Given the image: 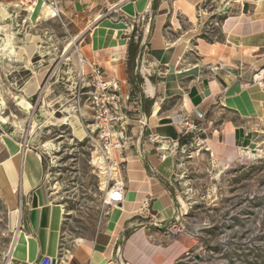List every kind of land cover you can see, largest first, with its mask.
Instances as JSON below:
<instances>
[{
  "label": "crops",
  "instance_id": "1",
  "mask_svg": "<svg viewBox=\"0 0 264 264\" xmlns=\"http://www.w3.org/2000/svg\"><path fill=\"white\" fill-rule=\"evenodd\" d=\"M204 1L58 0L66 20L78 31H88L80 50L84 73L90 72L89 63L93 62L105 79L119 80L122 92L130 95L134 110L130 114L146 117L148 126L140 128L133 118L124 153L115 152L124 161V200L110 209L91 240L77 243L68 254L61 253L63 208L52 199L41 154L31 149L32 154L28 150L19 153L16 144L20 148V143L13 136H9L10 146L0 137V164L20 154L16 158V199L18 206L21 198L27 203L12 230L7 200L0 195V241L9 246L2 250L3 258L11 248L12 264H171L186 248L177 243L162 248L150 237L177 209L175 184L183 166L177 151L167 147L171 140L184 145L186 137L181 136L173 118L195 119L199 110L205 122L213 120L218 129L211 134L209 145L210 149L219 148L221 159H232L240 146H252L256 132L246 129L264 121V92L252 86L253 74L264 66V0H224L232 14L221 24L222 40L194 33L201 28L197 11ZM15 2L20 0H2L8 10L18 5ZM135 19L140 22L133 24ZM131 41L137 46V74L133 75L128 69ZM32 50L35 45L29 46V57ZM38 57H32L29 71L16 83L17 87L24 85L25 92L33 86V93L39 78L47 74L50 64L44 66L43 62L49 57L36 60ZM142 58L146 61L141 72ZM39 66L45 70L34 75ZM173 151L167 169L165 160ZM26 162H33L38 172L37 181L30 186H26L32 179L29 173L25 175Z\"/></svg>",
  "mask_w": 264,
  "mask_h": 264
},
{
  "label": "rangeland",
  "instance_id": "2",
  "mask_svg": "<svg viewBox=\"0 0 264 264\" xmlns=\"http://www.w3.org/2000/svg\"><path fill=\"white\" fill-rule=\"evenodd\" d=\"M226 8L224 0L204 1L197 11L201 28L194 33L222 40L221 24L232 14L229 6ZM2 9L0 38L12 35V44L6 52L0 47V115L6 118L5 123L0 119V137L13 136L18 143L29 140L35 147L31 150L41 154L52 199L64 209L61 253L68 254L77 243L94 237L112 208L103 203L104 179L90 163L91 147L83 128L74 121L69 124L60 113L51 117L52 110L69 98L70 71L79 67L88 31H78L61 13L46 20L39 8L35 14L18 7ZM139 22L133 20V24ZM2 43L0 40V46ZM30 45H35V53L46 52L44 59H49L43 64L50 65L46 76L39 78L37 89L27 94L24 85L17 87L16 83L31 67ZM40 70L39 66L36 73ZM48 77L56 84L39 97ZM22 97L35 107V113L19 104ZM46 112L48 118H44ZM253 125L246 129L256 132L253 145L240 146L232 159H221L218 150L210 149L209 138L218 129L216 125H204L206 130L198 143L179 144L177 148L168 143V151H177L183 166L175 184L177 209L173 218L156 226V235L151 232L150 237L162 248L176 243L186 246L171 264H264V121ZM48 142L52 145L44 146ZM8 247L0 241V264L5 263L2 250Z\"/></svg>",
  "mask_w": 264,
  "mask_h": 264
},
{
  "label": "built area",
  "instance_id": "3",
  "mask_svg": "<svg viewBox=\"0 0 264 264\" xmlns=\"http://www.w3.org/2000/svg\"><path fill=\"white\" fill-rule=\"evenodd\" d=\"M37 0H20L16 6L21 10H28L34 6ZM60 15L58 0H44ZM3 6L0 0V8ZM9 7H7L8 9ZM83 61V60H82ZM145 58L140 63V71ZM90 72L84 73L81 66L72 70L73 80L69 87V98L63 104L52 110L53 117L60 113L67 118L70 124L74 121L77 127L83 128L85 136L91 147L90 163L97 172L99 178H103V203L109 207H115L124 200V185L121 181L123 170V160L115 156V152L124 153L128 145V128L130 121L134 118L139 125L146 126L147 118L144 116H135L130 114L134 111L130 105V95L124 94L120 87V81L117 79H105L100 67L91 62ZM50 77L43 83L39 89V97L48 91L56 82H51ZM58 82V80H57ZM252 82L264 84V66L257 70L252 77ZM54 90V88H53ZM37 106V105H36ZM132 107V108H131ZM35 113V107H31ZM47 112L44 118H48ZM203 112L196 110V118H188L178 115L173 118V122L180 126L181 136L186 137V143L200 142L201 135L205 132L204 125L214 126L213 120H207ZM33 125V122H32ZM32 131L28 130L26 135ZM193 134L192 137L189 135ZM152 138V141H155ZM170 142L175 147L179 146V140ZM22 151L34 149L29 140H23L20 143ZM24 199H20L19 208L22 210L26 206ZM11 248L6 253L4 264H12L10 256Z\"/></svg>",
  "mask_w": 264,
  "mask_h": 264
},
{
  "label": "bare ground",
  "instance_id": "4",
  "mask_svg": "<svg viewBox=\"0 0 264 264\" xmlns=\"http://www.w3.org/2000/svg\"><path fill=\"white\" fill-rule=\"evenodd\" d=\"M39 2L40 0H37L35 5L34 6H31L29 8L30 10V13L33 14L37 11V6L39 5ZM18 3H16L15 5H17ZM7 7V6H6ZM6 7L3 6V9L2 7L0 9L2 10H6ZM7 11V10H6ZM39 12H40V15L41 17H47V16H57L58 13H57V10L54 9L51 5H49L47 2H45L44 0L41 1V4L39 6ZM5 13V12H4ZM32 17V16H31ZM30 17V18H31ZM32 19V18H31ZM1 29V28H0ZM1 31V30H0ZM8 34V33H7ZM5 35V34H4ZM6 37V36H5ZM0 40H3V43L2 45L0 46L1 47V50L5 51L6 52V49L8 48V46L10 44H12V35H9L7 36V38H0ZM6 40V41H5ZM72 42L69 43V45L71 44ZM39 51V50H38ZM35 50H32L31 53H30V57H29V60H30V64L33 63L32 62V57L34 55H39L41 56L42 58H44L45 54L42 52V51H39V53H34ZM26 53V52H25ZM4 54V52L2 53ZM28 60V61H29ZM44 60V59H43ZM41 61V60H40ZM82 58H81V54H79V59H78V66L80 67L81 64H82ZM67 69V68H66ZM68 70V69H67ZM33 71V70H32ZM71 72V71H70ZM36 71L34 72L33 71V74L35 75ZM69 73V72H68ZM62 74V73H61ZM66 75V74H65ZM68 77V75H67ZM29 81V80H28ZM28 83V82H27ZM38 83V82H37ZM27 85V84H26ZM253 87H257L258 89H261L263 92H264V84H261V83H258V82H253ZM33 86H30L29 88H27L26 92L27 94L30 93V91L32 90ZM260 90V91H261ZM260 97V96H259ZM19 104L20 105H23V106H26L27 108H30L32 107L31 103L29 101H27V99L25 97H22L21 100L19 101ZM261 107L262 106V102L259 104ZM257 109V108H256ZM257 110H260V109H257ZM264 110V109H263ZM0 119H2L4 121V123L6 122V118L2 117L0 115ZM76 128V127H75ZM74 128V129H75ZM81 129V128H80ZM76 132V131H75ZM85 133L84 129H83V134ZM78 134V133H77ZM7 135V134H6ZM80 135V134H79ZM81 136V135H80ZM81 138V137H80ZM1 141L5 144V145H8L10 146L11 145V142H10V138L9 137H4V138H1ZM51 142V141H50ZM176 143H174L175 145ZM49 145H52L51 143H46L44 146H49ZM17 146V150L19 153H21V149L19 148L18 145ZM30 150H28L27 152H29ZM218 151H219V148H218ZM19 153H16L14 155L15 159L13 160H9V161H6L2 164H0V195H3L6 200H7V203H8V216L10 218V228L12 230H14V228L19 224L20 222V214H21V211H20V208L19 206L17 205V199H16V192H18V183H17V178H18V169H17V157L20 155ZM29 154H32V152H29ZM175 154V152L173 151L172 152V155L168 158H166L165 160V164H166V167L167 169H170L171 168V164H172V160H173V155ZM26 157V156H25ZM36 157L37 159H39V154H36ZM29 160V159H28ZM32 160V159H30ZM41 160V159H39ZM24 166V165H23ZM25 175L27 176V173H29L31 175V180H30V183L27 184L26 186H30V185H33L37 179H38V176H37V173H36V167H35V164L33 162H26L25 163ZM166 169V168H165ZM24 171V170H23ZM166 171V170H165ZM168 171V170H167ZM168 175V174H167ZM62 206V204H61ZM59 207V206H58ZM63 208V206H62ZM64 211V209H63ZM56 212V211H55ZM58 215V214H56ZM62 219V218H61ZM16 225V226H15ZM16 244V243H15ZM57 257V256H56ZM45 261V260H44Z\"/></svg>",
  "mask_w": 264,
  "mask_h": 264
},
{
  "label": "trees",
  "instance_id": "5",
  "mask_svg": "<svg viewBox=\"0 0 264 264\" xmlns=\"http://www.w3.org/2000/svg\"><path fill=\"white\" fill-rule=\"evenodd\" d=\"M136 56H137V46L134 44L133 41H131L129 46V58H128V66H129L128 69L130 75L137 74V72L134 71Z\"/></svg>",
  "mask_w": 264,
  "mask_h": 264
},
{
  "label": "water",
  "instance_id": "6",
  "mask_svg": "<svg viewBox=\"0 0 264 264\" xmlns=\"http://www.w3.org/2000/svg\"><path fill=\"white\" fill-rule=\"evenodd\" d=\"M53 262L56 263L57 262L56 259H54Z\"/></svg>",
  "mask_w": 264,
  "mask_h": 264
}]
</instances>
